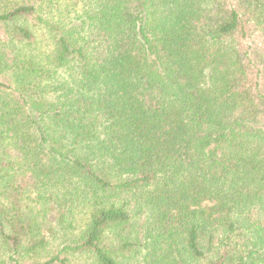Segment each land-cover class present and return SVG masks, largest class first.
Wrapping results in <instances>:
<instances>
[{"label": "trees", "instance_id": "16d2710c", "mask_svg": "<svg viewBox=\"0 0 264 264\" xmlns=\"http://www.w3.org/2000/svg\"><path fill=\"white\" fill-rule=\"evenodd\" d=\"M0 256L264 264V0H0Z\"/></svg>", "mask_w": 264, "mask_h": 264}, {"label": "rangeland", "instance_id": "374dc122", "mask_svg": "<svg viewBox=\"0 0 264 264\" xmlns=\"http://www.w3.org/2000/svg\"><path fill=\"white\" fill-rule=\"evenodd\" d=\"M51 240H52V245H55L56 244V239H51ZM53 247H55V246H53ZM52 251H53V249L51 248V249L47 250L46 252H42V253L38 254L37 256L29 258L27 260L43 261V260L47 259L50 254H52ZM0 258H1V256H0Z\"/></svg>", "mask_w": 264, "mask_h": 264}]
</instances>
